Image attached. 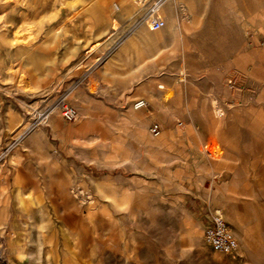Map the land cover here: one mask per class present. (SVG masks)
Returning a JSON list of instances; mask_svg holds the SVG:
<instances>
[{
	"label": "rangeland",
	"instance_id": "rangeland-1",
	"mask_svg": "<svg viewBox=\"0 0 264 264\" xmlns=\"http://www.w3.org/2000/svg\"><path fill=\"white\" fill-rule=\"evenodd\" d=\"M191 8L196 25L174 5L194 34L127 52L131 88H86L141 25L135 4L0 0V264H264V0ZM218 210L235 254L203 237Z\"/></svg>",
	"mask_w": 264,
	"mask_h": 264
},
{
	"label": "crops",
	"instance_id": "crops-1",
	"mask_svg": "<svg viewBox=\"0 0 264 264\" xmlns=\"http://www.w3.org/2000/svg\"><path fill=\"white\" fill-rule=\"evenodd\" d=\"M181 1H184L187 4L188 10L191 12L192 24L196 25L198 24L199 21V14L195 13L194 11L192 12V8L190 7L192 5V0H172V1L168 0L161 7L162 12L164 13V15L167 16L166 24L163 25L162 29L160 28L159 30L156 29L154 31L158 30L155 34H159L160 32L167 30L171 42L175 39V34H174L175 27H177L180 30V34L182 35L183 40L189 34H194V30L193 31L187 30L186 26L178 18L179 17L178 12L175 11L174 9V5H176L178 2ZM128 10L129 8H127L126 12H128ZM167 13L169 16L167 15ZM140 26H138L139 28L137 27L136 30L132 34H130L129 37L125 39L118 48H116L115 50L113 49V51H111V53L108 56H106L99 65H97L89 73L85 74L84 82H86V88H88V86L91 84L92 79L97 80L99 83H104L105 81V84L106 83H108L109 85L112 84L114 88H131V86L134 84V76L129 72V65H128L129 60L127 58V52L130 49L133 50V48H135V46L140 43H144L148 48H150L155 43L154 39L143 40L141 34L144 28L143 26L141 27ZM183 56L185 58L184 66L186 68L197 71H199V68L201 69L200 65L197 64V62L194 63L193 65L186 63L188 61L195 62V58L192 54L191 48H189L187 52H183ZM164 78L165 77H162L158 82V88L167 87V82ZM179 86L180 84H176V87ZM200 88H220V87L218 85L213 87L210 82L204 80L201 82Z\"/></svg>",
	"mask_w": 264,
	"mask_h": 264
},
{
	"label": "built area",
	"instance_id": "built-area-1",
	"mask_svg": "<svg viewBox=\"0 0 264 264\" xmlns=\"http://www.w3.org/2000/svg\"><path fill=\"white\" fill-rule=\"evenodd\" d=\"M136 9L131 15L133 18L132 25L146 24L151 29H157L163 26L164 19L161 15L160 9L168 0H131ZM143 100H137L134 103L135 108L145 106ZM62 116L67 120H73L77 114L73 107L68 105L61 106ZM203 237L210 246L225 254H235L238 249V242L236 237L229 229L227 223L220 213L210 212L207 222L203 229Z\"/></svg>",
	"mask_w": 264,
	"mask_h": 264
},
{
	"label": "bare ground",
	"instance_id": "bare-ground-1",
	"mask_svg": "<svg viewBox=\"0 0 264 264\" xmlns=\"http://www.w3.org/2000/svg\"><path fill=\"white\" fill-rule=\"evenodd\" d=\"M123 1H126V0H123ZM165 4V3H164ZM168 4V3H167ZM190 7H192V5L190 6ZM127 8H129L130 9V5H126L124 8H123V12L124 13H126V11H127ZM161 11H162V9H161ZM169 12V11H168ZM166 14V13H165ZM167 15H168V13H167ZM171 15V14H170ZM166 16V15H165ZM169 16V15H168ZM166 18H167V16H166ZM164 25V24H163ZM141 26H143V28H144V30L142 31V34H141V36H142V38H143V40L144 39H148L152 34H151V32H150V30H156V29H151L150 27H148L146 24H142ZM140 26V27H141ZM162 27V26H161ZM160 27V28H161ZM139 28V27H138ZM160 28H157V29H160ZM171 28V27H170ZM162 29V28H161ZM171 32V31H170ZM185 32V31H184ZM186 33V32H185ZM95 47H97L96 45H93L90 49H89V51H91L92 49H94ZM229 80L230 79H228L227 80V84H228V82H229ZM161 101L163 102V105H164V107H166V108H172V105L170 104L171 102H168V99H167V97H166V95L165 94H163V96H162V98H161ZM214 102V101H213ZM214 104V103H213ZM133 106H134V103H133ZM213 107V106H212ZM135 107H133V109H134ZM212 110H209V111H206L209 115H213V118H216V117H218L219 115H224V113L222 112V109H219L218 107H213V108H211ZM130 118H132V119H136L137 117L135 116V114H134V111H131L130 110ZM218 120V119H217ZM222 120L220 119L219 121H217V122H221ZM216 122V121H215ZM92 140V139H91ZM99 186V185H98ZM87 194H88V200L87 201H89V202H94L95 200H94V198L90 195V193H88L87 192ZM219 211V210H218ZM219 213H221L220 211H219Z\"/></svg>",
	"mask_w": 264,
	"mask_h": 264
}]
</instances>
